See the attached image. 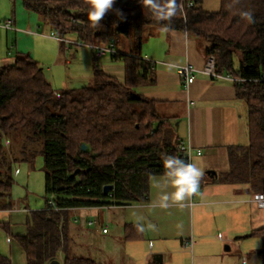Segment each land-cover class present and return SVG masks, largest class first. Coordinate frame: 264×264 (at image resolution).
I'll use <instances>...</instances> for the list:
<instances>
[{
  "label": "trees",
  "instance_id": "trees-1",
  "mask_svg": "<svg viewBox=\"0 0 264 264\" xmlns=\"http://www.w3.org/2000/svg\"><path fill=\"white\" fill-rule=\"evenodd\" d=\"M21 1L62 40L75 35L84 44L113 45V61L125 66L124 82L95 65L89 85L63 91L28 55L0 67V212L15 207L17 173L10 157L15 133L39 146L46 171V205L30 212L26 234L15 237L25 264H112L88 251V227H99V221L81 225L72 213L144 204L151 178L165 171L162 157L171 154L190 162L170 118L137 91L155 83V66L142 57V47L157 29L199 40L205 55L216 57L217 73L236 80L237 98L246 104L249 141L231 150L226 180L264 194V0H221L217 13L206 11L203 0H177L176 15L164 20L153 15L145 0H115L99 24L89 20V0ZM123 44L133 48L126 51ZM37 153L21 158L31 163ZM107 186L113 187L109 195L104 194ZM0 227L10 228L8 223ZM249 237L262 240L264 264V228ZM0 264L14 263L0 251Z\"/></svg>",
  "mask_w": 264,
  "mask_h": 264
},
{
  "label": "crops",
  "instance_id": "crops-1",
  "mask_svg": "<svg viewBox=\"0 0 264 264\" xmlns=\"http://www.w3.org/2000/svg\"><path fill=\"white\" fill-rule=\"evenodd\" d=\"M8 21L6 19L1 26ZM13 24L17 29L15 20ZM1 26L6 32L5 45L13 54L18 48L20 32L15 31L16 41H12L9 35L12 31ZM26 33L37 35L38 32L30 30ZM52 35L51 38L56 40ZM72 49L65 48V51ZM92 51L93 77L95 65H98L106 74L124 82L125 66L122 62L113 61L110 54L98 57ZM25 55L32 57L29 52ZM142 57L154 64L155 83L138 88V93L157 102L158 112L173 123L175 136L182 145L192 148L190 162L201 167L205 175L197 193L183 202H170L168 208L157 206L159 194L162 190L171 192L174 189L164 186L163 176H155L150 180V196L144 204L75 211L81 225L93 220L100 223L99 227H88L87 241L91 247L95 237L98 240L99 236L109 238L111 235V231L108 234L103 232L107 229L106 212L116 219V231L112 233L114 248L108 253L107 250L91 248L90 254L102 255L105 263L112 264H116L112 260L119 259L121 264H227L226 259L230 262L233 257L242 258L241 264H263L259 256L262 240L259 238L260 242L255 240L249 244L247 240L253 238L248 236L254 231L264 228V209L257 204L256 194H252L249 187L226 180L231 150L245 146L249 141L246 104L237 98L234 81L227 76L214 80L202 73L207 62L204 45L186 32L155 30L143 44ZM62 61L71 64L66 58ZM13 62V59L4 60L0 67ZM186 65L198 70L196 81L189 89L184 87L179 75L180 67ZM52 70L47 69L49 73ZM52 78H56L55 75ZM84 86L87 84L81 87ZM81 87H66L64 90ZM13 209L8 211L12 214L26 212L29 217V211ZM8 224L9 231L5 230L11 252L14 247L23 251L15 237L26 234L27 224L23 223V227L18 222ZM140 224L144 225V231L139 230ZM0 229L4 230L3 227ZM235 248L234 254L232 250Z\"/></svg>",
  "mask_w": 264,
  "mask_h": 264
},
{
  "label": "rangeland",
  "instance_id": "rangeland-1",
  "mask_svg": "<svg viewBox=\"0 0 264 264\" xmlns=\"http://www.w3.org/2000/svg\"><path fill=\"white\" fill-rule=\"evenodd\" d=\"M203 7L206 11L217 13L221 9V0H203ZM15 20L17 22V30L19 33V41L17 50H13L12 56H8V48L5 45V31L0 28V66L4 60L13 59L19 54L31 53L33 59L38 61L44 68L46 76L52 81L54 88L58 91H63L66 87H81L82 85H89L93 80V62L94 54L92 50H88L84 47H77L72 43L83 44L77 36H67L63 41L58 39L53 40L51 38L53 29L48 25L42 16L28 12L21 0H17L16 4H13L11 0H0V26L5 20ZM38 32L37 35H31L26 31ZM12 41H16L15 31L9 32ZM59 38V37H58ZM18 39V38H17ZM68 41V42H66ZM64 42V48L62 46ZM65 48H73L70 52L65 51ZM132 45H126L122 49L128 51L132 49ZM72 52V53H71ZM87 53V54H86ZM67 59L71 64H66L62 59ZM240 66L239 59L235 60V67L238 69ZM52 68V72H48L47 69ZM55 75L56 78H52ZM55 79V80H52ZM92 80V81H91ZM55 81V82H54ZM13 147H11L10 157H12L14 175V188L12 191V199L14 201V209H20L22 212L25 210L38 211L43 210L46 205V171L44 169V157L42 151L39 150V146H30L26 141L24 133H15L12 139ZM247 142V141H246ZM37 151L34 162L28 163L21 157H26L29 153ZM24 153V154H23ZM258 195V194H256ZM74 213H72V216ZM18 222L20 227L27 224L28 214H17L11 211H3L0 213V222ZM81 224V222H80ZM105 224L111 235L108 237L99 236L94 238L91 248L107 250L110 252L115 244L112 241V237H115L116 231L115 225L116 219L106 212ZM79 226V224H78ZM117 227V225H116ZM96 229V228H94ZM93 229V230H94ZM92 230V229H91ZM94 235L93 233H91ZM8 234L6 230L0 229V251L3 255L12 259L14 264H25L26 259L23 251H19L15 247L11 252V246L7 241ZM16 240V239H15ZM260 242L258 237L249 238L248 244L251 241ZM14 241V239H13ZM194 241V240H193ZM15 242V241H14ZM262 247V246H261ZM85 250V248H84ZM236 248L233 251L235 254ZM250 250V249H248ZM90 251V250H88ZM88 253V252H87ZM112 260L111 258H108ZM220 263L221 261V257ZM110 260H107L108 262ZM119 260H112L116 264H121ZM242 258L233 257L230 262L226 259V263L241 264Z\"/></svg>",
  "mask_w": 264,
  "mask_h": 264
},
{
  "label": "clouds",
  "instance_id": "clouds-1",
  "mask_svg": "<svg viewBox=\"0 0 264 264\" xmlns=\"http://www.w3.org/2000/svg\"><path fill=\"white\" fill-rule=\"evenodd\" d=\"M145 2L153 15L161 20L171 19L176 15L179 7L177 0H145ZM114 3L115 0H89V20L93 24H99L112 9ZM162 161L165 169L162 174L164 186L174 190L171 192L162 190L159 194L157 206L168 208L170 202H183L199 191L201 179L205 173L195 162H186L184 159L171 154L162 157ZM138 228L140 231L145 230L143 224H140Z\"/></svg>",
  "mask_w": 264,
  "mask_h": 264
},
{
  "label": "built area",
  "instance_id": "built-area-1",
  "mask_svg": "<svg viewBox=\"0 0 264 264\" xmlns=\"http://www.w3.org/2000/svg\"><path fill=\"white\" fill-rule=\"evenodd\" d=\"M2 28L9 30V31H17V29L15 28L13 21H8L5 24H3L1 26ZM53 38L58 39L60 41H63L61 38H58L57 35L53 34L52 35ZM74 45L77 46H84V47H88L92 50H94L96 52V55L98 57H102L106 54H110V55H116L117 54V50L116 48L111 45L109 47H103V46H92V45H88V44H76V43H72ZM9 56H12V51L10 50L9 52ZM216 57L214 55H211L209 57H207V62L205 65V68L203 69L202 73H204L205 75L210 76L212 79L216 80V79H220V78H224V76H221L220 74L217 73L216 71ZM198 70L196 68H194L192 65H186V66H182L179 69V75L182 79V83L184 85L185 88L189 89L196 81V72ZM232 79L231 77H227ZM233 81H236L235 79H232ZM182 152L184 157L188 158L189 160H191L192 158V148L189 146H182ZM201 154V152L199 153ZM255 201L257 202V204L264 209V194H258L255 196ZM104 234L108 233V229H104L103 230ZM189 247V244L187 245Z\"/></svg>",
  "mask_w": 264,
  "mask_h": 264
},
{
  "label": "water",
  "instance_id": "water-1",
  "mask_svg": "<svg viewBox=\"0 0 264 264\" xmlns=\"http://www.w3.org/2000/svg\"><path fill=\"white\" fill-rule=\"evenodd\" d=\"M83 149L84 150H87V146H83ZM79 173V171H77L76 173H75V175H77ZM214 174L216 175V173L214 172ZM113 189V187L112 186H107V187H105V189H104V194L105 195H109V193H110V191ZM51 264H61V262L60 261H53Z\"/></svg>",
  "mask_w": 264,
  "mask_h": 264
}]
</instances>
